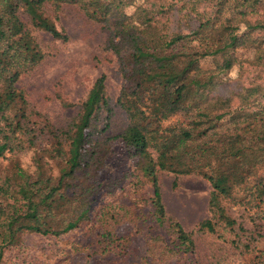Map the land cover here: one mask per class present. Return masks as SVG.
Here are the masks:
<instances>
[{"label":"trees","instance_id":"16d2710c","mask_svg":"<svg viewBox=\"0 0 264 264\" xmlns=\"http://www.w3.org/2000/svg\"><path fill=\"white\" fill-rule=\"evenodd\" d=\"M64 5L78 7L108 34L123 81L116 104L126 119L115 137L103 138L113 114L105 75L60 128L39 121L17 86L44 58L22 16L34 29L67 42L46 15L47 8L56 13ZM256 32L264 33V0H0V159L34 151L31 171L18 164L0 170V264L6 253L23 249L29 231L15 223L38 206L49 210L42 234L60 236L77 226L75 221L64 228L62 220L89 208L101 186L107 142L116 139L151 186L155 222L167 223L174 236L175 247L165 244L162 256L193 254L195 242L166 218L160 171L210 184L209 219L199 231L219 230L212 235L214 264H223L228 246L250 264H264V47ZM239 50L252 52L247 65L253 77L233 105L232 98L213 93L223 85L220 76L238 62ZM205 58L212 68L201 67ZM244 161L250 168L237 175ZM223 177L226 185L219 182Z\"/></svg>","mask_w":264,"mask_h":264},{"label":"rangeland","instance_id":"374dc122","mask_svg":"<svg viewBox=\"0 0 264 264\" xmlns=\"http://www.w3.org/2000/svg\"><path fill=\"white\" fill-rule=\"evenodd\" d=\"M133 9L129 7L127 12ZM46 15L67 35L68 41L54 40L47 33L34 29L22 16L44 54L39 65L17 83L25 93L29 110L39 114V121L56 128L64 127L76 116L78 105L103 74L113 109L103 138L119 135L126 126L125 115L116 104L123 81L116 57L107 48L106 30L73 5H64L56 13L47 8ZM173 18L176 20L178 16L174 14ZM254 36L264 47V33L256 32ZM252 55L251 51L237 52L238 62L220 76L223 85L214 95L230 97L233 105H238L245 80L253 77L247 65ZM200 65L204 70L213 67L211 58L203 59ZM176 119L171 118L164 124ZM107 143L109 148L99 176V191L93 195L88 209L73 212L62 220L64 228L75 221L77 226L60 236L42 234L48 228L49 210L38 206L31 217L21 216L15 223L17 228L29 232L23 235L21 252L6 253L4 264H214L216 250L212 235L219 230L213 234L207 229L199 231L201 223L209 219L210 184L198 176L158 172L167 220L178 222L185 231L192 233L195 242L193 254L177 252L169 258L165 252L166 256H162L160 251H165L164 245L173 248L175 241L168 224L159 226L154 220L151 186L142 176L136 159L128 156L121 139ZM33 157L34 151L16 159L6 155L0 159V170L18 164L31 171ZM249 168L250 163L244 161L235 172L245 176ZM174 180L177 182L175 188ZM219 182L226 185L228 178L223 177ZM105 230L109 231L108 235ZM155 238L157 243L152 240ZM225 256L223 264H250L248 256L229 246Z\"/></svg>","mask_w":264,"mask_h":264}]
</instances>
